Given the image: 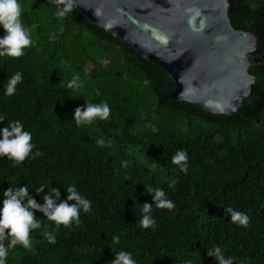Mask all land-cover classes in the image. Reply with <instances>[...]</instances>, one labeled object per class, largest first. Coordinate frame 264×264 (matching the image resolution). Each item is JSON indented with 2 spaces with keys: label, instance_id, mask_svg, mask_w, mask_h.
I'll return each instance as SVG.
<instances>
[{
  "label": "trees",
  "instance_id": "obj_1",
  "mask_svg": "<svg viewBox=\"0 0 264 264\" xmlns=\"http://www.w3.org/2000/svg\"><path fill=\"white\" fill-rule=\"evenodd\" d=\"M18 3L34 43L22 57H0V129L20 121L32 135V154L42 155L30 154L16 167L0 157V207L9 187L27 185L29 196L43 205L49 188L66 200L67 188L75 185L92 210L81 211L79 226L58 232L35 211L47 227L32 231V251L10 249L6 264H111L120 250L136 264H216L207 255L216 246L233 264H264V0H227L231 28L255 37L248 59L254 81L230 116L172 102L163 72L75 10L60 20L55 12L62 5ZM16 72L23 80L7 97V80ZM74 76L80 87L69 89ZM85 102H106L108 120L78 127L74 110ZM101 138L104 147L95 143ZM178 150L187 152L186 174L171 162ZM172 180H178L174 187ZM42 184L48 188L38 193ZM149 185L163 189L175 207L156 209L145 191ZM145 203L153 204L155 228L139 225ZM228 207L247 214L249 225L231 223ZM45 231L56 234L55 244Z\"/></svg>",
  "mask_w": 264,
  "mask_h": 264
},
{
  "label": "water",
  "instance_id": "obj_2",
  "mask_svg": "<svg viewBox=\"0 0 264 264\" xmlns=\"http://www.w3.org/2000/svg\"><path fill=\"white\" fill-rule=\"evenodd\" d=\"M49 6L53 0H43ZM75 11L111 33L172 84L168 98L230 116L248 96L255 37L233 30L227 0H74ZM111 24V27L107 25Z\"/></svg>",
  "mask_w": 264,
  "mask_h": 264
},
{
  "label": "clouds",
  "instance_id": "obj_3",
  "mask_svg": "<svg viewBox=\"0 0 264 264\" xmlns=\"http://www.w3.org/2000/svg\"><path fill=\"white\" fill-rule=\"evenodd\" d=\"M58 7L55 16L57 19L63 20L73 12L76 7L74 0H53ZM22 6L18 0H0V27L3 28L5 35L0 38V57L19 58L25 55V49L33 46V40L30 38L29 31L24 27L22 20ZM111 27V24L107 25ZM79 76H74L67 84L69 89H78L80 87ZM23 80L22 73L16 72L8 78L5 95L12 97L15 95L17 85ZM110 107L106 102L98 104L86 103L83 108L77 107L74 110L73 121L80 126L91 125L95 120H108L110 116ZM4 116H0V122H3ZM152 131H157L154 125H148ZM95 143L105 146L104 139H98ZM111 145V141L107 142ZM34 144L32 143V135L24 130V126L20 121H12L3 129H0V157H7L13 161V166H19L26 158L33 153ZM42 155L37 150L32 154V159ZM172 164L176 165L180 172L187 173L188 155L184 150H178L171 158ZM122 166L127 167V161ZM155 166V165H154ZM178 180H172L170 187H174ZM48 185H41L37 190L43 193ZM146 193L150 194L156 209L172 210L175 203L168 199L163 189L153 188L151 185L145 187ZM67 199L61 200L60 192L57 188H49L47 193L43 195V205L37 204L36 200L29 196L28 186L9 187L3 193L2 207H0V264H6V259L10 249L17 245L22 246L27 251H32L31 233L33 230H40L47 227L44 221L36 218L35 211L43 213L47 221L54 222L56 231L60 226L70 228L73 224L79 226L80 214L91 213V202L83 197L75 185H71L66 190ZM26 201V202H25ZM73 202V203H69ZM153 204L145 203L141 206L142 217L139 219V225L143 229L155 228L156 221L152 217ZM229 215L230 222L238 226L247 227L250 218L247 214L234 210L232 207L224 209ZM43 235L49 244L56 243V234L45 231ZM8 241L7 245L4 243ZM113 245L120 243L119 236H114ZM207 255L213 257L216 264H233V258L225 257L219 246L207 250ZM111 264H136L131 253L120 250L115 252V259ZM188 264H191L189 261Z\"/></svg>",
  "mask_w": 264,
  "mask_h": 264
}]
</instances>
